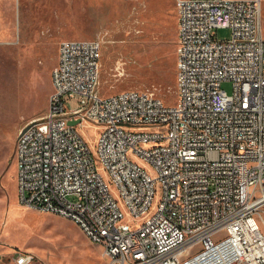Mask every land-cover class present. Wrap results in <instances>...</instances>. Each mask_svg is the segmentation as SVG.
Returning a JSON list of instances; mask_svg holds the SVG:
<instances>
[{"label": "built area", "instance_id": "2783aa9c", "mask_svg": "<svg viewBox=\"0 0 264 264\" xmlns=\"http://www.w3.org/2000/svg\"><path fill=\"white\" fill-rule=\"evenodd\" d=\"M262 2L176 0L172 103L147 90L101 93L104 37L61 40L48 109L17 134L20 202L73 220L107 264H264ZM220 27L230 37L217 38ZM84 120L101 125L95 151ZM100 167L133 220L147 217L126 219ZM0 264L38 257L0 253Z\"/></svg>", "mask_w": 264, "mask_h": 264}, {"label": "rangeland", "instance_id": "374dc122", "mask_svg": "<svg viewBox=\"0 0 264 264\" xmlns=\"http://www.w3.org/2000/svg\"><path fill=\"white\" fill-rule=\"evenodd\" d=\"M264 24V0L262 2ZM176 0H0V253L31 252L38 264H107L103 247L73 220L30 208L20 202L15 160L19 130L48 109L51 71L58 45L66 38L104 37L99 89L111 94L124 89L153 92L165 102L177 98V55L165 69L164 40L177 39ZM229 28L216 29L228 38ZM176 50V46H175ZM222 87L232 92V83ZM76 98L71 106H77ZM95 151L101 125L79 124ZM140 163L152 174L153 167ZM112 193L136 224L109 174L100 167ZM159 196L153 204H157Z\"/></svg>", "mask_w": 264, "mask_h": 264}, {"label": "trees", "instance_id": "16d2710c", "mask_svg": "<svg viewBox=\"0 0 264 264\" xmlns=\"http://www.w3.org/2000/svg\"><path fill=\"white\" fill-rule=\"evenodd\" d=\"M175 46L177 47V40L174 41V39L171 36L167 37L164 40V56H163L164 63H163V66L165 69H168V67H169V60L171 59L173 61V59H174V53L176 52Z\"/></svg>", "mask_w": 264, "mask_h": 264}, {"label": "water", "instance_id": "95a60500", "mask_svg": "<svg viewBox=\"0 0 264 264\" xmlns=\"http://www.w3.org/2000/svg\"><path fill=\"white\" fill-rule=\"evenodd\" d=\"M78 122V120H71L70 121V123H72V124H75V123H77Z\"/></svg>", "mask_w": 264, "mask_h": 264}]
</instances>
